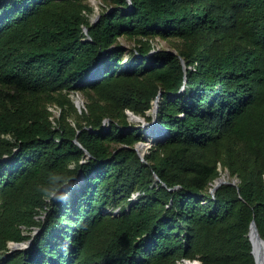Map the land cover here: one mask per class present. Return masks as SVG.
Listing matches in <instances>:
<instances>
[{"label":"trees","instance_id":"16d2710c","mask_svg":"<svg viewBox=\"0 0 264 264\" xmlns=\"http://www.w3.org/2000/svg\"><path fill=\"white\" fill-rule=\"evenodd\" d=\"M89 1L0 0V264H255L264 0H99L95 22ZM155 103L142 158L127 111L150 121ZM220 169L237 183L211 194Z\"/></svg>","mask_w":264,"mask_h":264},{"label":"rangeland","instance_id":"374dc122","mask_svg":"<svg viewBox=\"0 0 264 264\" xmlns=\"http://www.w3.org/2000/svg\"><path fill=\"white\" fill-rule=\"evenodd\" d=\"M89 2H90V6L93 9L92 13L90 14V19L93 22H95L99 19V15H100L101 11L105 8L106 5H103L99 0H90ZM119 42L124 47H128V48H134L137 44L136 40L128 39L125 37L119 38ZM150 42H151V45L156 50H171L174 53H177V50L185 49V46H186V44L183 41L176 39V38L167 39V40L155 38V39H151ZM182 63L185 66L183 60H182ZM1 94L4 98V100L6 102H9V96L8 95L14 94V90L3 89L1 91ZM68 96L74 102V105H75L78 112L81 113L82 110L86 109L88 99L83 94H81L79 92L78 93L74 92V93L69 94ZM47 107H48L49 111L52 112L51 120L55 121V119L60 116V113L62 110L55 103L48 104ZM154 112H155V107H154L153 113ZM127 113L129 115L130 125L135 129H138V128L143 129L142 134H141L143 140L138 142L136 144V147L138 146V148H139L140 156L144 157L150 151V149L153 147V145L155 144V142H156L155 139H157V137H155V138L152 137V134L150 132V127H152V126L154 127L157 125L155 123L154 124L151 123L152 118L150 121H148L145 117L137 115L138 118L136 120V119H132L130 117V114H129L130 111H127ZM151 113H152V110L148 111L147 115H151L154 118V115H152ZM73 117L74 116H71V118H70L71 121H72ZM105 122H106V125H107V123L108 124L110 123L109 119H106ZM160 134H161V132H160ZM220 170H221V172H220L219 177H225V179L228 181L237 180L235 177H231L227 170H222V169H220ZM38 231H39V229L35 228L32 231V233H30V235L35 236L38 233ZM26 243L24 242V243H22L23 245H18L15 242H9L8 248L10 249V252H12V253L16 252V251L24 250L28 247V245ZM186 262L183 264H186ZM193 264H195V263H193Z\"/></svg>","mask_w":264,"mask_h":264},{"label":"water","instance_id":"95a60500","mask_svg":"<svg viewBox=\"0 0 264 264\" xmlns=\"http://www.w3.org/2000/svg\"><path fill=\"white\" fill-rule=\"evenodd\" d=\"M85 33H87V29H85ZM161 95V93H160ZM155 111H156V108H157V103H155ZM153 110L154 108L152 109V115H154V118L152 117V124H156V119H155V112L153 113ZM130 114V117L132 119H136L138 118L137 115L133 114L132 112L129 113ZM135 149L137 150V152L139 153L140 155V152H139V148L138 146L135 147ZM87 153V152H86ZM87 155L89 156V154L87 153ZM142 157V156H141ZM143 158V157H142ZM82 176V175H81ZM157 180H159L157 178ZM233 184L235 185L237 183V180H233V181H228L226 179H222V177H218L214 180V183L212 184V187L210 189V193L211 194H214L216 189L221 186L222 184ZM255 232L256 233V239H257V242L259 244H262L263 248H264V239L260 236L259 234V231H258V228L255 224V222L253 221L250 225V231H249V234H248V237H249V240H250V243H251V251H250V254L252 255L253 257V260H254V263L255 264H264V251L262 252V250L260 249V247H255L252 240H251V233L252 232ZM27 242V243H26ZM25 243L29 246L31 244V240L30 241H26ZM24 243V242H22ZM22 243H17L18 245H23ZM186 264H190V262H186ZM195 264H200V262H195Z\"/></svg>","mask_w":264,"mask_h":264},{"label":"bare ground","instance_id":"6f19581e","mask_svg":"<svg viewBox=\"0 0 264 264\" xmlns=\"http://www.w3.org/2000/svg\"><path fill=\"white\" fill-rule=\"evenodd\" d=\"M150 132H151L153 138H155V137H157V138L161 137L160 130H159V128L157 126L150 127ZM222 179H225V177H222ZM251 240H252V242H253V244H254L255 247H260V249L262 250V252L264 251V248H263L262 244H259L257 242L256 233L254 231L251 233Z\"/></svg>","mask_w":264,"mask_h":264}]
</instances>
